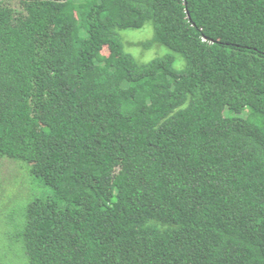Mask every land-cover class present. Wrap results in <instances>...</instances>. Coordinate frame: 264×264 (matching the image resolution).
Returning a JSON list of instances; mask_svg holds the SVG:
<instances>
[{
  "label": "trees",
  "instance_id": "trees-1",
  "mask_svg": "<svg viewBox=\"0 0 264 264\" xmlns=\"http://www.w3.org/2000/svg\"><path fill=\"white\" fill-rule=\"evenodd\" d=\"M1 160L0 264H264V0H0Z\"/></svg>",
  "mask_w": 264,
  "mask_h": 264
},
{
  "label": "rangeland",
  "instance_id": "rangeland-1",
  "mask_svg": "<svg viewBox=\"0 0 264 264\" xmlns=\"http://www.w3.org/2000/svg\"><path fill=\"white\" fill-rule=\"evenodd\" d=\"M121 36H122L123 42L125 41V42H130L131 44H137V43H142V42H145V41L151 39L153 36V30H152V27L150 24H146L141 29L122 31ZM126 51L128 53H130L132 56H134V58H136L138 61H142V62H147L149 60H152L155 57L165 55V54H167V52H169V50L166 47L161 46V45H153L149 49H142L140 47H136L133 45V46H131V48L127 47ZM175 58H176V64H174V65L177 68H179L180 66H182L181 65L182 63L179 62V60H181V59L179 58V56L177 54H175ZM2 166H5V162L1 160L0 161V168ZM30 188L31 187L28 186L27 189L23 190L24 194H20L19 196L17 193L15 194L14 191L10 190L5 195V197H1L0 200H4L5 205L8 208L7 216L11 217L13 215V218L17 217L16 216L17 213L15 212V210H16L15 205H17L18 201L20 202V200H22V197H24L26 195L25 194L26 191L28 192V197H29V194H31ZM13 204H15V205L13 206ZM1 229H3V227L0 224V241L3 240L2 235H1ZM6 229H7L8 234L10 235L11 233H13L14 226L7 227ZM13 252L15 254V251H13ZM16 256H17L16 257L17 259L15 258L16 260L14 259V261L11 262V264H18V263L21 264V258H20L19 251L16 252ZM11 258H12V256H11ZM8 259H10V258H8Z\"/></svg>",
  "mask_w": 264,
  "mask_h": 264
}]
</instances>
